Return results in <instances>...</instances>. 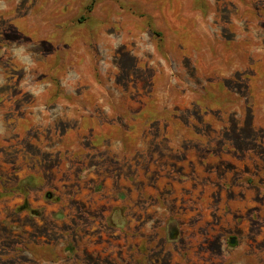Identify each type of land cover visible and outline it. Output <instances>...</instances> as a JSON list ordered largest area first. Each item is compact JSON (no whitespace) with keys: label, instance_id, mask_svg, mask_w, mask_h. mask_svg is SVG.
Returning <instances> with one entry per match:
<instances>
[{"label":"rangeland","instance_id":"rangeland-1","mask_svg":"<svg viewBox=\"0 0 264 264\" xmlns=\"http://www.w3.org/2000/svg\"><path fill=\"white\" fill-rule=\"evenodd\" d=\"M0 264H264V0H0Z\"/></svg>","mask_w":264,"mask_h":264},{"label":"trees","instance_id":"trees-1","mask_svg":"<svg viewBox=\"0 0 264 264\" xmlns=\"http://www.w3.org/2000/svg\"><path fill=\"white\" fill-rule=\"evenodd\" d=\"M152 32L154 33V32H156V31H154V30L152 29ZM156 34H157V35H159V36H161V34H160V33H157V32H156Z\"/></svg>","mask_w":264,"mask_h":264},{"label":"water","instance_id":"water-1","mask_svg":"<svg viewBox=\"0 0 264 264\" xmlns=\"http://www.w3.org/2000/svg\"><path fill=\"white\" fill-rule=\"evenodd\" d=\"M234 242V241H233Z\"/></svg>","mask_w":264,"mask_h":264}]
</instances>
